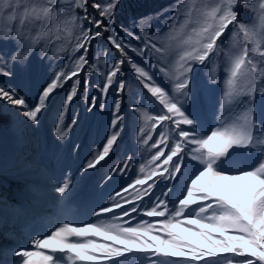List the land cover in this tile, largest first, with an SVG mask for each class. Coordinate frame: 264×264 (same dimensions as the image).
<instances>
[{
    "label": "snow or ice",
    "instance_id": "6c2138e0",
    "mask_svg": "<svg viewBox=\"0 0 264 264\" xmlns=\"http://www.w3.org/2000/svg\"><path fill=\"white\" fill-rule=\"evenodd\" d=\"M120 7L121 0H0V21H6L0 44L15 49L10 55L0 52V76L15 77L16 66L30 73L34 50L41 60L49 50L56 59L66 57L60 65L38 66L45 74L55 70L35 97L23 86L0 85V101L26 118L19 121L21 135L28 122L40 126L56 90L71 81L55 118L56 137L68 138L78 121L65 125L64 113L78 90L85 96L87 77L95 72L97 95L88 100L87 111L103 110L110 90L117 99L109 131L82 174L111 163L122 143L121 104L132 88L126 79L131 72L140 144L151 153L135 178L110 197L112 203L94 210L105 218L61 222L33 233L30 247L3 249L12 259L0 264H136L135 253L147 254L146 264H264V104L259 113L256 109L257 96L264 98V0H176L131 17V27L117 25ZM241 8L250 13L248 20L240 19ZM158 20L163 29L156 28ZM197 65L210 71V83L223 85L208 128L196 110L202 101L194 80ZM132 164L125 153L105 178L124 176ZM130 188L136 192L123 195ZM77 189L66 177L54 191L69 200ZM133 214L162 219L133 224ZM219 254L232 255L206 259Z\"/></svg>",
    "mask_w": 264,
    "mask_h": 264
},
{
    "label": "bare ground",
    "instance_id": "6f19581e",
    "mask_svg": "<svg viewBox=\"0 0 264 264\" xmlns=\"http://www.w3.org/2000/svg\"><path fill=\"white\" fill-rule=\"evenodd\" d=\"M21 120L25 119L17 116L16 126L6 133L3 145L5 156L0 159V217H3V221L0 220V226H6L11 215L14 219L32 221L33 215L39 218L45 213L54 216L52 226L66 221L87 222L83 218L90 219L92 217L90 213L94 210L85 208L88 212H84L85 203L82 196L73 197L78 193H75L69 200H63L57 194V199L50 203L46 201V204H44V199L49 200L48 197L51 196H47L41 201L37 199L35 192L38 188H43L51 182L59 185L66 177L76 182L81 195H86L85 191L90 186L91 180L89 177L83 178L79 170L76 169H79L80 165L78 167L70 166L68 157L63 155L64 151H58L52 129V131H48L43 126L39 128L27 127L21 135L19 131V128L22 127L19 124ZM39 162L41 166H39ZM79 201L81 202L77 203ZM56 202L57 206L55 207ZM72 206H74V210H69ZM90 221H98V219L91 218ZM41 225L43 226V224ZM11 233L15 239L19 238L14 231ZM3 238H7L6 233ZM24 238L30 240V237ZM20 240L22 241V239ZM1 248L0 253L3 249ZM11 248L6 247V249ZM4 255H8V253H4Z\"/></svg>",
    "mask_w": 264,
    "mask_h": 264
},
{
    "label": "trees",
    "instance_id": "16d2710c",
    "mask_svg": "<svg viewBox=\"0 0 264 264\" xmlns=\"http://www.w3.org/2000/svg\"><path fill=\"white\" fill-rule=\"evenodd\" d=\"M158 1L159 2H153L151 4H148L146 7H144L142 5H139L140 0H121L123 7H120L117 9V17H116L117 25L123 23V24L131 27V22H130L131 17L137 16V15H142V14H147V13H154V12H157L161 9L168 8L170 5H173L176 2V0H170V1L169 0H167V1L158 0ZM130 7H133V8H130ZM239 11L241 13L240 19H242V20H248L249 19L250 13L248 11H246L243 8L239 9ZM170 14L171 13H168V15H170ZM161 20H163V17H161ZM4 23H6V21H0V27H3ZM155 26H156V28H160V29H163V27H164L163 24H161V22L159 20L155 22ZM149 31H152V30H149ZM105 35H107V34H105ZM122 35H123V33H122ZM101 42L106 44L105 41H101ZM133 43L139 44V40H133ZM93 45H94V47L92 49H90V51H89V59L94 61L95 55L97 52V47H96L95 41L93 42ZM14 50L15 49H14V46L12 44H0V52H4L6 55H10ZM38 56H39V50H34L31 57H30V63H31V67H32V71L30 73L25 74L24 71L19 66H16L14 69V71L16 72V76L13 77V80H15V81L16 80H24V82L26 83L30 78V82L32 84V86L30 88H32L34 86L41 88L43 86L45 80L48 78V75H50V73L52 71H54L55 68L49 69L48 74H45L44 72L38 71V66L39 65H47L48 63H51L53 65H60V64H63L65 62V59H66V57L63 55H61V57L59 59H56L53 56V53L51 52V50H49V52L44 57L45 60L43 61L42 64H40L41 59H39ZM222 56H223V54H221V57ZM101 59L105 60V59H107V57L102 56ZM40 74H41V76H40ZM83 75L84 74L81 73V77H83ZM39 76H40V78H38ZM209 76H210V71L206 70L201 65H197L196 68L194 69V80L199 83L200 88H201V95H202V101L197 106L196 110L201 115V118L204 122L205 128L210 127L214 123V116L217 114V112H216L217 101H218L219 96L221 95L222 87H223V85L221 83H217V84L210 83L209 82ZM220 76L222 77L223 73H220ZM87 79L90 81V83H89V86L85 92V96L80 97L79 90H78L77 97H75L73 99V102L68 105V114H66L67 121H66L65 125H67V123L70 119H74V115L76 112L81 111L82 112L81 118L83 120L93 119L94 117H97L100 120V122L106 127L104 129V133L106 136L107 128L109 130V123H110V120L112 119L111 109H112L113 101H114V99H117V97H115V95L112 94L111 90H110L109 97L107 98V100L102 102L103 103V110L94 109L92 112L87 111L88 100L97 95V89L94 87V84L96 83V73L93 72L90 76L87 77ZM126 79L129 81V84L132 85V88H130L128 91V95H129V92H131V96L129 97V100L127 101V102H130L128 104L130 106L133 104V92H137L138 89H136V87H135V84H134L135 78L133 77L131 72L127 73ZM0 83H6L2 77H0ZM71 83H72L71 81H68L67 85L65 86V88L61 92L60 97L58 99V103H57L58 106L62 105V103L64 101V96H65L66 91L68 89V86ZM161 83L166 84V82L163 80L161 81ZM57 90H56V92H57ZM127 96L123 97V102L121 104V110H124V109H122V106H123V103L125 102ZM97 103H101V102L98 101ZM262 104H264V98L257 96V98H256V109H257L258 113L261 110ZM52 106H54V105L52 104L51 107ZM160 107L162 108L163 106L161 105ZM52 113L54 116H56V114L54 112H52ZM128 120H129V122L126 124V127L130 128V130H131L130 142L131 143L137 142L141 153L146 155V156H150L151 153L148 152L147 148L146 147L142 148L141 144H140L139 127L142 124V121L140 119L138 120L136 131H134L135 126H136V122L132 119H128ZM13 122H14L13 116L10 113L5 112L4 104L2 101H0V140L2 138L4 130L9 129L12 126ZM86 123H88V121ZM161 127H163V125ZM157 132H159V129H157ZM135 134H136V137H135ZM155 138L156 137L154 135L153 139H155ZM149 143H151V141ZM152 151H156V150L153 149ZM219 256H220L219 258H211V259H220L221 257H223V254H219ZM156 259H159V258H156ZM237 259H243V258H237ZM144 263H146V262H144ZM136 264H143V263L142 262H136ZM201 264H204V262L202 261Z\"/></svg>",
    "mask_w": 264,
    "mask_h": 264
},
{
    "label": "rangeland",
    "instance_id": "374dc122",
    "mask_svg": "<svg viewBox=\"0 0 264 264\" xmlns=\"http://www.w3.org/2000/svg\"><path fill=\"white\" fill-rule=\"evenodd\" d=\"M164 1H167V0H164ZM153 2H159V1L158 0H140L139 5L146 7L148 4H151ZM130 8H133V7H130ZM0 77H2L4 79V81L6 82V83H0V85L4 86L6 88L7 87L23 86L25 89V92H27L32 97H35L37 92L40 89L37 86L30 88L28 83H27L28 85L26 86L24 80H16L15 81V80H13V78H8V77H4V76H0ZM66 85L67 84H65V86ZM65 86H64V88H65ZM63 89H58L57 92L54 93L55 100L52 102V104L54 106H52L51 109L49 111H47V114L49 112H54L57 116V113L59 112V110L61 108V106H58L57 103H58V99H59L60 94L63 91ZM130 96H131V92H129V95L126 97V100L123 103L122 109H124V110H121V112L125 115V120L122 121L121 123H123L124 127H125V125L128 123L129 117H131L136 122L135 130H134V131H136L137 122L139 120V115L135 114L136 118H134V113L132 111L133 104L130 105L131 108L127 107V105L130 103V102H127L129 100ZM2 102L5 106V108L9 109V111L14 114V118L16 119V123H17V116H18L17 114L19 113L20 109L17 107H14V106L6 105V102H4V101H2ZM66 114H68V111L66 113H64L65 123L67 121ZM81 115H82L81 111L76 112L74 115V119H77L78 117L81 118ZM42 116H43V119H42L39 127L43 126L48 131H52V130L55 131V124H56L55 118L49 119V123L51 124L50 125L51 128H50L44 122V120L47 119V115L42 114ZM23 119H25V121H26V118H23ZM96 121H97V119L95 118L93 121V124H96ZM14 122H15V120H14ZM32 127H34V126L31 125V123H28V128H32ZM77 127L78 128L80 127L79 123L77 124ZM80 130L81 131L79 134L78 142L76 144L74 143V140L72 138V141H69L66 146H63L64 144L62 145L61 143H63L64 141H60L59 139L58 140L60 143H58V145H57V142H56V145H57L58 151H60V152L64 151L63 155L65 154V156L68 157V162L70 164H72L74 162V166L78 167L80 165V168L79 169L76 168V169L79 170V172H81V174H82V165L86 162V160L88 158H90V153L93 152L96 149V147L103 142L104 138H102V139L98 138L97 137L98 131L95 130L94 141H93V138H91V140H88V134H87L86 130L83 127H81ZM108 131L109 130L107 128V132ZM6 135L4 136L5 140H6ZM70 136H71V133L69 134V137ZM130 136H131V134H130L129 130H127V131H126V129L123 130V133L121 136L122 143H120V147L118 150H114V153L112 154V157H111V163H119L121 161V158H123L125 156V153H127L128 156L133 157V164L131 167V171H126V174L124 176L115 175V176H113V178L111 180H108L105 177L109 173V170L111 168V163L102 162V164L104 165L103 167L98 166L97 169H93V170H90V172L83 173V175H84L83 178H85V175L89 176L91 173H94L93 176L89 177V180H91V183H90V186H88L87 190L85 191L86 195H81L82 193H79V189H77L76 193H78V194L76 196H73V197L82 196L83 202L85 203L83 206L84 209L85 208H91L90 210H97L103 205H106V204L110 205L112 203V200L110 199V197L115 195L116 191L118 189L122 188V185L126 184L129 180L134 179L135 175L138 173V169H139L140 165L145 164L147 162L149 156H146V155L140 153L139 150L133 146H131V147L127 146ZM135 136H136V134H135ZM53 137H54V134H53ZM68 138H66V139H68ZM54 139L57 141L56 135H55ZM91 141H93V142H91ZM88 142H91L92 144H89ZM4 143H5V141L3 142V140H2V143L0 145V159L5 156V154L3 153ZM134 144L138 146L137 142H135ZM76 145H79V147L78 148L75 147ZM37 151H39V150H37ZM84 153H85V155H84ZM36 156H37V154H36ZM39 166H41L40 162H39ZM93 184L95 186H93ZM139 187L140 186H137V188H139ZM135 192H136V189L130 188L129 192H125V193H123V195L130 196V194L135 193ZM117 199H119V197H117ZM145 199H148V197H145ZM80 202L81 201H79L77 203H80ZM139 203L143 204L144 201L141 200V201H139ZM131 206L132 205H127V207H131ZM95 208H97V209H95ZM69 210H74V206L70 207ZM86 211H87V209H85L84 212H86ZM118 211H122V210H118ZM93 212L90 213V215L92 216L91 218H97L98 220L105 218V217H97L93 214ZM108 215H111V214H108ZM133 216L135 217V219L132 221L133 224H135L137 221H142L145 219L151 220L153 222H156L158 219H162V218H149V217H143V216H136V214H133ZM11 217H13V215H11ZM0 218H2L0 220L3 221V217H0ZM91 218L90 219L83 218V219H85L87 222H89L91 220ZM124 219L127 220L128 218L125 217ZM12 231L13 230L10 231L9 228L5 227V226L0 228V248L2 247L3 249H6V247L14 248L17 246L23 247V248L30 247L29 239H25L23 237V238H21L22 241L21 240L18 241L19 238L15 239V237H12V234H13V233H11ZM4 233H6L7 238H3ZM13 239L16 242H13L12 241ZM97 239H99V238H97ZM7 241H9V243H7ZM3 249L0 253L1 254L0 255V261L10 262L12 257L9 254L4 255L5 252H3ZM133 255H134V257H137L140 261H141L142 257L144 256V254H141V253H135ZM219 257L220 256L218 255L217 257H214V258H219ZM211 258H213V257H207L206 259H211Z\"/></svg>",
    "mask_w": 264,
    "mask_h": 264
},
{
    "label": "clouds",
    "instance_id": "9594fccd",
    "mask_svg": "<svg viewBox=\"0 0 264 264\" xmlns=\"http://www.w3.org/2000/svg\"><path fill=\"white\" fill-rule=\"evenodd\" d=\"M46 201H47V200L44 199V204H46ZM34 219H35V218H34V215H33L32 221H34ZM24 237H27V236H24Z\"/></svg>",
    "mask_w": 264,
    "mask_h": 264
}]
</instances>
